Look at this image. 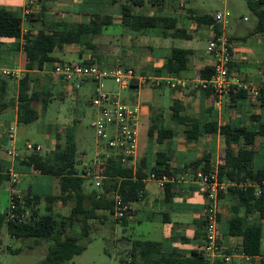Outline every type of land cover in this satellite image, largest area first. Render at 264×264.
Masks as SVG:
<instances>
[{
  "label": "trees",
  "instance_id": "obj_1",
  "mask_svg": "<svg viewBox=\"0 0 264 264\" xmlns=\"http://www.w3.org/2000/svg\"><path fill=\"white\" fill-rule=\"evenodd\" d=\"M117 0H112L115 3ZM166 0H122L120 2L119 24L132 32L147 33L151 29L159 28L164 37L189 38L190 34L183 27L178 26L177 19L171 16H162L158 13L136 11V8L154 6L161 9ZM247 6L257 17L256 30L264 27V0H246ZM191 17L199 24H210L213 15L210 13L198 14L188 8ZM32 15L29 20H32ZM112 16L98 12L90 14L88 20L75 22H44L35 33L28 31L24 34L25 43V73L19 77L16 97L7 98L9 78L0 75V115L9 108H16L17 123H31L38 117L35 102L42 101L46 105L44 87L38 89V82L33 79L38 73L49 71L57 60L52 52L62 48L65 44H77L81 51L95 49L91 39L112 25ZM217 30V29H216ZM21 33V17L0 7V38H19ZM190 49L173 47L165 57L161 67L155 69L156 74L177 76L185 69L191 55ZM84 62H93L86 59ZM231 68V64H230ZM212 66L203 67L199 74L202 78L209 77ZM49 76V75H48ZM133 87V84L130 86ZM212 103L215 95L209 89L204 90ZM232 101L244 99L246 93L239 91L228 95ZM257 100L264 105V92ZM171 117L179 122H189L190 128L186 134L190 137L206 133H216V122L204 124L202 132L197 131V123L190 116H179V106L171 107ZM210 110V108H208ZM157 120H153L149 127V135L157 130ZM159 136L173 135L171 130L158 129ZM219 132L224 137L225 154L222 165L218 169L220 180L236 181L245 187H229L227 194L234 203L230 207L227 235L239 238V249L251 257L260 254L261 220L264 219V166L257 168L255 160L258 157L259 145L257 139L264 138V122H259L253 130L245 125L221 124ZM1 146V144H0ZM78 155L77 142L72 126H67L63 135L55 134V144L51 151L26 152L20 160L21 165L34 168L40 175L51 176L56 180L57 193L51 196H37L30 191L22 198L14 196L17 215L23 214L26 218L21 223L7 220L6 211L0 215V224H6L7 234L14 239H34L48 243L44 260L40 264H68L75 256L82 254L86 249L83 242L88 237L87 221L95 218L97 212L113 214V196L117 193L123 202H137L139 192H144V183L150 175L156 179L162 176L168 178L174 174L197 170L212 171L210 158L204 155L195 162L186 165L182 170L173 172L167 163V155L161 151L155 154L154 166L148 170L144 159L138 163L135 171L111 157L104 165L97 168V174L103 177L100 191L93 190L89 194L83 191L86 180L76 169ZM8 181L6 171L0 164V186ZM172 184L166 183L164 190L168 192ZM68 205L72 202L70 213L63 217L55 212L56 203ZM130 213L117 220H124ZM78 229V232H76ZM73 233H69L70 231ZM128 262L125 264H211L202 252L192 251L189 256H183L175 250L164 251L160 242L133 240L128 250ZM226 253V252H225ZM214 264H225L216 261Z\"/></svg>",
  "mask_w": 264,
  "mask_h": 264
},
{
  "label": "crops",
  "instance_id": "obj_2",
  "mask_svg": "<svg viewBox=\"0 0 264 264\" xmlns=\"http://www.w3.org/2000/svg\"><path fill=\"white\" fill-rule=\"evenodd\" d=\"M171 1L172 0H166L161 9H157L154 6H145L136 8V11H145L150 14L158 13L162 16L175 17L178 26L183 27L190 34L189 38L179 39L195 40L197 42L195 46L178 47L190 49L192 53L189 57L187 67L177 76L154 73L155 69L161 67L165 57L170 54L171 49L176 47L170 44L169 38L177 39V37H164L159 28L151 29L144 34L153 33L154 35L150 45L153 54L147 57L137 56L136 51L139 46H144L145 35L141 33V35L132 36L129 34V30L120 26L119 4L121 0H117L115 3H112V0H36V10L32 13V20H29V16L23 19L22 8L24 0H0V7L21 17V27L32 33H35L42 27L44 22L83 21V19L88 20L90 14L95 12L112 16V25H109L101 34L106 33L113 35L115 33L108 32V28L114 25L119 26V29L116 31L119 32V35L124 36L126 40H122L121 59H115L120 61L123 66L133 67L138 72L145 74L180 77L189 80L188 86L183 90L172 89L165 84H162L159 88L136 86L133 84V87L128 88L129 91L133 90V94L128 92L123 96L122 99L131 100L132 103H139L141 105L137 165L141 159H144L148 170H151L154 166L156 152L161 151L168 156L167 163L170 170L173 172L182 170L186 165L195 162L196 159L204 155H208L210 158V168L212 170H218L222 165L225 154L224 137L219 132V126L221 124L245 125L253 130L257 127L259 122H264V105L260 104L257 99L254 100L248 96L236 101H232L229 96H224L221 98L220 105L215 106L214 103L207 98L204 90L193 86L191 80L201 77L199 74L200 70L205 66H212L213 64V56L206 50L207 40L212 36V32L208 28V24L201 25L196 22L191 17L192 14H190L189 11L187 14H183L180 10L174 9L175 7L170 3ZM187 1L189 4L192 3V5H194V11L198 14L210 13L213 15L214 13L207 12L203 9V0ZM262 33H264V27L262 31H257L256 26L243 36L228 33L232 48L231 71L239 74L246 80L264 78V62L259 63L257 61L261 44L258 43L256 39H253L245 48H240L239 42L240 40H246L251 35H260ZM96 36L91 39V42L96 46L95 49H85L81 51L80 46L77 44H65L62 48H56L54 50L55 54L53 55V51L52 55L59 61L71 59L84 61L92 58L93 62H101L110 54H102L97 51L98 42L95 39ZM131 39H134L133 43L130 42L132 41ZM202 41L204 42L203 45L200 44ZM240 56L243 58H239ZM69 57H71V59ZM24 63L25 56L20 37H1L0 68H8L5 67L4 64H11L12 67L9 69L18 72V76L15 77V80L18 81L19 77L26 71ZM49 71H45L44 73L46 75H51ZM38 74L41 75L42 72ZM58 82L63 87H67V84H62V81L58 80ZM87 82L89 83L90 81L82 80L77 82L76 89L83 87ZM93 86L92 83V93ZM173 106H179V116H190L194 118V122L197 123L198 132L204 130L205 123L216 122V133H206L193 137L188 136L186 131L190 128V123L179 122L173 119L171 117L173 114L171 107ZM208 108H210V110H208ZM12 120H16V108H11V111L7 110L0 115L1 145L8 141L6 129ZM153 120H157L158 129L165 128L171 130L173 135L171 137L169 134L165 137L159 136L158 129L155 130L152 135H149L148 130ZM143 123H146V128L145 132L142 134L141 127ZM26 141L27 139L24 141L19 139L14 140V144L21 155L26 153L24 150ZM257 142L259 149L264 148L263 137H259ZM54 144L55 133L49 151L53 149ZM0 159L2 162L1 165L3 164L4 166H1L3 171H6L11 165L20 173L19 181L12 186L19 196L23 192L26 193L28 191L34 195L41 196L34 193L30 185L31 178L41 176L38 172L19 163L11 164L10 160L1 155ZM255 166L257 168H262L264 166V153L258 154L255 160ZM186 172L187 171L177 173L174 174L173 177H170L172 180H170L169 183L172 184V188H170L168 192L161 189L155 180L147 178L144 183L142 198L132 205L130 215L124 220H117L107 212H97L93 219L105 220L110 218L111 221L115 223L114 232L116 231L115 228L117 225H120L123 232V236L120 237V239L126 242L127 248L130 247L131 241L133 240H148L160 242L164 251L175 250L183 256H189L192 251L201 252V247L204 242L205 192L199 183L183 177ZM6 184L5 190L9 193L10 185L8 182H6ZM84 190L85 189H83V191ZM90 192L84 191L85 194H89ZM233 203L234 199L227 194V192L220 195L218 231L223 247L225 248L224 252L226 253L230 252L232 248H239L240 244L239 238H231L227 235L230 207ZM59 204L62 205L61 203ZM62 206L64 207L63 209H66V206ZM153 223L160 225H153ZM147 224H151L149 225L150 227L147 228ZM223 224H225V226H222ZM155 228H161L163 231V238L160 241L151 240L149 237H146L147 235L150 236V232ZM112 240H115V238ZM263 244L264 219L261 220V251L258 256H255L251 260L250 264H261V259L264 258Z\"/></svg>",
  "mask_w": 264,
  "mask_h": 264
},
{
  "label": "built area",
  "instance_id": "obj_3",
  "mask_svg": "<svg viewBox=\"0 0 264 264\" xmlns=\"http://www.w3.org/2000/svg\"><path fill=\"white\" fill-rule=\"evenodd\" d=\"M172 4L177 8H184L186 0H172ZM35 0H24L22 8L23 19L33 13ZM231 12L227 9L216 10L213 13V21L208 24L212 36L207 40L206 50L213 56L212 73L206 78L192 79L195 88L211 90L215 95L214 105L219 106L221 98L228 96L230 92L242 91L246 95L256 100L264 92V78L256 80H246L239 74L233 73L230 68L232 62V48L229 40L227 25ZM217 29V30H216ZM28 31L21 27L20 40L25 43L24 34ZM3 75L18 76V72L10 69H3ZM49 73L62 82H80L88 80L93 83V93L91 105L94 108V115L91 120L98 140L102 145L95 152L91 166L85 167L83 177L93 176L102 180L98 175L97 168L104 165L111 157H116L118 162L135 171L138 158V133L140 126L141 105L139 103L129 104L122 101L117 91L106 87L105 82H114L119 89H128L132 84L136 86L161 87L162 84L176 90H183L188 86L189 80L180 77H169L155 74H145L136 71L129 66L116 64H98L84 61H61L54 63ZM7 140L14 139L12 126L6 129ZM42 147L39 144L26 141L24 150L26 152H39ZM22 156L16 149L14 143L5 150V157L12 163H20ZM30 169L34 170L31 166ZM8 183L10 185L8 207L6 210L7 220L14 223L25 221L23 214L15 213L17 205L14 196L17 195L12 187L20 179V173L11 165L6 170ZM183 177L199 183L204 192L206 208L204 214V242L201 247L203 256L211 263L221 261L225 264H250L254 257L244 254L239 248H232L225 253L218 231L219 223V200L220 195L227 192L229 187H245L244 184L236 181L220 180L218 170L202 171L197 170L192 173L187 171ZM148 179L155 180L161 189H164L170 178L162 176L156 179L150 175ZM97 186L99 183L96 184ZM143 192H139V200ZM138 200V201H139ZM137 201V202H138ZM137 202L125 203L121 197L115 193L113 196V214L115 219L123 218L126 213H131L132 205ZM264 264V258L261 259Z\"/></svg>",
  "mask_w": 264,
  "mask_h": 264
},
{
  "label": "rangeland",
  "instance_id": "obj_4",
  "mask_svg": "<svg viewBox=\"0 0 264 264\" xmlns=\"http://www.w3.org/2000/svg\"><path fill=\"white\" fill-rule=\"evenodd\" d=\"M203 1V9L207 12H215L216 10L223 9H227L231 12V17L229 18V23L226 27L228 33L243 36L246 35L248 31L254 29L257 24V17L247 6L246 0ZM170 3H172V1ZM35 5L33 10H36ZM188 8H192L193 10H195L194 5H192V3L189 4V2L186 0V5L184 8L181 9L175 7L174 9H178L183 12V14H187ZM84 20L86 19H83V21ZM118 29L119 26L114 25L108 28V32H114L115 34L109 35L105 33L96 36L95 39L98 42L97 51L102 54L108 53L110 55L107 56L106 59H103L101 62L97 61L95 63H118L123 66L120 61L115 59H121V45L122 40L125 39L124 36L118 34L119 32L116 31ZM141 33L142 32L129 31V34L132 36L141 35ZM143 35H145L144 46H139L136 51V55L139 57H147L153 54L150 48L151 41L154 38L153 33H143ZM253 39H256V41L261 44L258 52L259 55L257 61L259 63H262L264 62V33L260 35H251L246 40H240L239 47L245 48ZM131 40L132 41L130 42L133 43L134 39ZM169 40L170 44L176 47L195 46L197 43L195 40H186L179 38H169ZM200 44L203 45L204 42L202 41L200 42ZM54 54L55 51L53 52V55ZM69 58L71 59V57ZM239 58L243 57L240 56ZM67 61L78 60L71 59ZM4 65L8 68L3 69H9L10 67H12L11 64ZM3 69L0 68L1 76L9 78V88L7 90L6 97L15 98L17 94V81L15 80L16 78L14 76L3 75ZM35 78L38 82V89H40V87H44L45 90L48 91L45 96L47 100L46 105H44L42 101L35 102L34 105L38 110V117L31 123H17L16 120H12L10 122L9 126H12L13 128L14 139L12 141L8 140L6 143H3L0 146V155L5 157V150L9 148L10 144L14 143V140L16 139L22 141L27 139V141L39 144L42 147L41 151L39 152L45 154L49 152V148L54 138V133H59L63 135L66 127L72 126L78 148V164L76 165V169L79 173H81V171L85 167L91 166L95 152L103 143L102 141L97 139L96 134L90 125L94 115V108L90 103L92 96V83L87 82L83 87L78 86L79 88L76 89L77 82L75 81L63 82L62 84H67V87H63L58 82V79L52 75L48 76L45 73H42L41 75L36 74V76H33V79ZM105 85L109 89L117 91L122 101L129 104H134L131 100L122 99L123 96H125L128 92H131L133 94V90H121L112 81L105 82ZM11 108H9L8 110L11 111ZM141 128L143 134L145 132L146 123H143ZM263 153L264 148L259 149L258 154ZM82 157L84 158V163ZM1 163L2 162L0 159V164ZM1 166L4 167L3 164ZM97 183H99L98 186L96 185ZM30 185L31 190L34 193L41 195L42 197L57 193L56 180L50 176L41 175L33 177L30 180ZM100 185L101 180L95 179L91 175L86 177L83 189H85L84 191L87 192L93 190L100 191ZM6 186V182L0 186V215H2L8 207L9 193L5 190ZM23 195H25V192L20 195V198H22ZM71 205L72 203H69L68 205H65L66 209H63L64 207L62 205L56 203L54 205V210L61 216H68L70 213ZM5 225L6 224H0V264H40L45 258L49 244L44 241L36 242L34 239L11 238L7 234L8 232ZM88 225V237L83 240L86 245V249L82 252V254L75 256L72 261H70L68 264H125L126 262H128L129 248H127L126 242L120 239V237L123 236L122 228L120 225H117V227L115 228V232V223L114 221H111L110 218L105 220L90 219L88 220ZM147 225L148 228L151 224ZM153 225L160 224L153 223ZM222 226H225V224H223ZM76 232H78V229H76ZM69 233L72 234L73 231L71 230ZM146 237H149V239L151 240L160 241L163 238V231L161 230V228L152 229V231L150 232V236L147 235ZM113 238H115V240H112Z\"/></svg>",
  "mask_w": 264,
  "mask_h": 264
}]
</instances>
